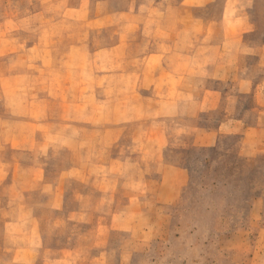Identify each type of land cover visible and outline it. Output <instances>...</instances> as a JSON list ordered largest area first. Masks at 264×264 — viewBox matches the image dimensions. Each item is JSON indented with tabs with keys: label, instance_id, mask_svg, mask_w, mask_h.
Listing matches in <instances>:
<instances>
[{
	"label": "rangeland",
	"instance_id": "obj_1",
	"mask_svg": "<svg viewBox=\"0 0 264 264\" xmlns=\"http://www.w3.org/2000/svg\"><path fill=\"white\" fill-rule=\"evenodd\" d=\"M171 1L140 2L126 54L85 43L67 55L71 36L90 39L94 12L124 1L0 0V264H264V147L219 132L224 110L210 91L233 84L205 74L223 57L227 77L237 60L264 77V0L179 15ZM243 21L252 33L217 54L230 38L206 27ZM142 39L164 42L151 60L163 75L146 83L156 50ZM123 71L128 80L109 77Z\"/></svg>",
	"mask_w": 264,
	"mask_h": 264
},
{
	"label": "crops",
	"instance_id": "obj_2",
	"mask_svg": "<svg viewBox=\"0 0 264 264\" xmlns=\"http://www.w3.org/2000/svg\"><path fill=\"white\" fill-rule=\"evenodd\" d=\"M107 1V0H106ZM112 1H118V0H110ZM123 4L120 7L113 6V8H108L106 11H102L99 9L92 14V22L93 26L85 28L82 30L83 34H86L88 32L89 34V40L86 41L84 38H81L80 36H71L68 41L69 45L66 47L67 51L65 52L67 55L70 54V50L74 48L80 47V45H83L85 43H88L89 47H92V44L95 49H109L113 50L114 52H118L120 54L124 53L126 54L127 50L136 43V38L134 37V34H139L136 32V30L131 31L132 23L129 21V18H132L133 15L137 13V15L143 16L142 8H138L140 2L143 4H147V9L150 11L153 9H157L156 4L158 0H123ZM212 0H180L178 5H174L172 1L170 2L169 9L176 12V14L179 15V11L181 10H193L195 7L199 6H206L208 4H211ZM152 2V3H151ZM229 8V2L226 1L223 9V16L227 13ZM227 16V15H226ZM99 24V25H97ZM207 29L212 30L215 33H222V38L226 40L230 38L229 41L226 42H216L214 43L215 46L213 48H216L217 54H220L222 52L221 50L227 46V44H232L234 38L239 36H244L246 34L252 33L253 28L248 24L247 22L243 21L242 26H233V28H227V24L221 23V24H215L211 26H207ZM146 30V28H143L139 26V30ZM106 31H112L113 33V41L111 43H106V40L104 37H98L96 34L104 33ZM231 35V36H230ZM142 43H146L149 48H154V53L152 55H148L145 58V64L142 69V72H140V80L142 83H146V81H149L150 78H156L159 79L162 72V65L160 66L159 60L156 59L154 63H151L152 56L156 57L160 55V49L162 48V45L164 42L162 40H156V39H142L140 40ZM96 44V46L94 45ZM145 45V44H144ZM238 44H235L236 46ZM244 45V46H241ZM241 48L244 50V52L247 53L248 56L255 55V52L253 49L257 47H254V44H249L247 42H242L240 45ZM237 46V47H238ZM258 49V48H257ZM159 50V51H158ZM238 50L240 48L238 47ZM248 50V51H247ZM250 50V51H249ZM215 52V53H216ZM258 62L260 66L264 67V50H260ZM119 54V55H120ZM147 55V54H146ZM145 55V56H146ZM67 59H71L70 56H66ZM247 57V56H246ZM223 57H214L212 61L206 65V72L207 77L209 76L211 79L217 77L218 79L224 80V81H230L233 86L229 90V92L222 93L220 90L212 89V91L215 95H218L219 100L216 102L214 101L215 106H223L224 110V117L222 121L218 125V129L220 133H226V134H240L242 141L249 143V144H255L261 147H264V77L260 78L259 80H256L252 75L248 74V68L246 66H242L240 61H235L234 68L236 69V72L233 76H226L225 73L222 71V64L226 66V62L222 61ZM59 61V60H58ZM63 59H61V62L59 61V64L62 65ZM189 61V58L187 59ZM224 62V63H222ZM122 63V58L119 56L113 57L112 65H118ZM221 65V66H220ZM229 65V64H227ZM220 66V67H219ZM57 68H61L57 67ZM125 70V68H124ZM70 70L66 71V74ZM128 72H113L109 75L110 78L114 79H122V80H128ZM187 80L192 81L194 83V80L196 79L194 75L189 76V74L186 77ZM51 94H44V98L50 96ZM85 95L83 93H80L78 96ZM87 95V94H86ZM125 96V94H124ZM45 101H51V99H45ZM80 107L83 108V100L80 101ZM232 104L230 105V103ZM61 101H59V104ZM246 103H248V106H246ZM85 104V103H84ZM54 105V104H53ZM52 105V107H54ZM60 108L63 109V106ZM87 112H94V105H90L89 107L85 104V107ZM230 113H235L234 117L232 118L233 124H230V127L228 126L229 121L231 120L229 118ZM49 117H53L52 114L49 115ZM48 122H52L47 120ZM46 121V122H47ZM60 122V120H59ZM53 126L52 124H49L47 127ZM225 128L227 130H225Z\"/></svg>",
	"mask_w": 264,
	"mask_h": 264
}]
</instances>
